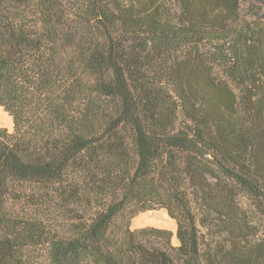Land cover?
<instances>
[{
	"label": "trees",
	"instance_id": "16d2710c",
	"mask_svg": "<svg viewBox=\"0 0 264 264\" xmlns=\"http://www.w3.org/2000/svg\"><path fill=\"white\" fill-rule=\"evenodd\" d=\"M0 106V264H264V0H0Z\"/></svg>",
	"mask_w": 264,
	"mask_h": 264
},
{
	"label": "rangeland",
	"instance_id": "374dc122",
	"mask_svg": "<svg viewBox=\"0 0 264 264\" xmlns=\"http://www.w3.org/2000/svg\"><path fill=\"white\" fill-rule=\"evenodd\" d=\"M13 128L14 124L11 116L0 106V129H5L8 133H12ZM210 193L211 189L209 187H205L204 190L195 193L197 195V206L192 204V206L187 208L186 218L190 221L187 225L180 226L177 219L167 209L152 205L149 209L131 216L129 228L131 230H138L151 227L168 232L170 234L169 245H165L161 251L163 254L167 252L173 253L172 250H176L186 241L187 231L190 228L195 230L200 229L201 208L204 209V201ZM193 199L195 201V197ZM15 204L21 209L27 208L26 204L22 201H16Z\"/></svg>",
	"mask_w": 264,
	"mask_h": 264
}]
</instances>
